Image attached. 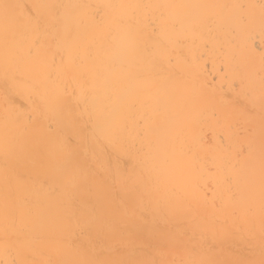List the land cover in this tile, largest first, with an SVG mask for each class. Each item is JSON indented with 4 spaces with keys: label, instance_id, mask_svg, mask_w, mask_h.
<instances>
[{
    "label": "bare ground",
    "instance_id": "1",
    "mask_svg": "<svg viewBox=\"0 0 264 264\" xmlns=\"http://www.w3.org/2000/svg\"><path fill=\"white\" fill-rule=\"evenodd\" d=\"M248 252L264 258V0H0V264Z\"/></svg>",
    "mask_w": 264,
    "mask_h": 264
},
{
    "label": "rangeland",
    "instance_id": "2",
    "mask_svg": "<svg viewBox=\"0 0 264 264\" xmlns=\"http://www.w3.org/2000/svg\"><path fill=\"white\" fill-rule=\"evenodd\" d=\"M222 247L229 248V245H227V240H224L222 242ZM226 256H228V255L226 254ZM257 256H258L257 253L248 252L245 255L241 256L240 259L237 261V263H236V261L234 263L227 261L224 264H243V262H255V263L258 262V263H260L261 260H264V258H262V257H260L261 258V260H260V258H258Z\"/></svg>",
    "mask_w": 264,
    "mask_h": 264
},
{
    "label": "snow or ice",
    "instance_id": "3",
    "mask_svg": "<svg viewBox=\"0 0 264 264\" xmlns=\"http://www.w3.org/2000/svg\"><path fill=\"white\" fill-rule=\"evenodd\" d=\"M11 264H16V262L12 261ZM243 264H253V262H243ZM260 264H264V260H261Z\"/></svg>",
    "mask_w": 264,
    "mask_h": 264
}]
</instances>
